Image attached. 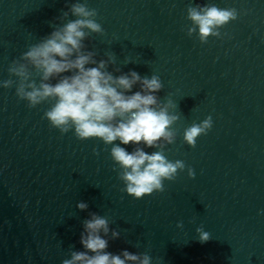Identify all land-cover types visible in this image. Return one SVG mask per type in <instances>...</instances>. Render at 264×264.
<instances>
[{
	"label": "water",
	"instance_id": "water-1",
	"mask_svg": "<svg viewBox=\"0 0 264 264\" xmlns=\"http://www.w3.org/2000/svg\"><path fill=\"white\" fill-rule=\"evenodd\" d=\"M87 4L106 33L85 41L96 58L112 51L117 63L109 71L158 75L157 95L171 93L180 118L165 155L183 160L195 178L186 167L164 181L163 192L133 199L122 190L111 145L78 140L72 131L62 135L42 119L48 103L29 108L14 88H0V264H61L70 247L83 250L82 222L90 212L107 216L121 233L109 240L113 254L147 252L153 264H264V0ZM196 4L239 15L219 29L220 38L201 44L195 33L186 34V9ZM66 10V0H0V80ZM125 58L131 63L124 65ZM208 115L212 129L195 147L185 144L184 129ZM81 201L88 204L84 211L76 208ZM197 226L211 234L207 242L199 241Z\"/></svg>",
	"mask_w": 264,
	"mask_h": 264
},
{
	"label": "clouds",
	"instance_id": "clouds-1",
	"mask_svg": "<svg viewBox=\"0 0 264 264\" xmlns=\"http://www.w3.org/2000/svg\"><path fill=\"white\" fill-rule=\"evenodd\" d=\"M66 7L50 24L53 30L48 35L10 62L9 78L0 80V88H14L17 99L29 108L48 103L42 119L62 135L72 131L78 140L95 138L111 145L110 157L119 168L122 190L133 199L163 192L164 181H174L186 167L188 177L195 178L194 170L183 160H169L165 155L166 145L176 140L173 126L180 117L174 111L177 105L171 93L163 100L157 95L163 89L160 77H141L132 70L123 73L119 67L109 71V66L117 63L115 53L106 51L105 58L98 60L99 53L85 43L93 34H106L97 21V9L90 8L87 0H66ZM186 13L190 22L186 34L191 37L195 33L201 44L209 37L220 38L219 29L239 15L235 8L215 4L188 6ZM128 63L131 61L125 58L123 64ZM136 86L139 90L133 92ZM212 127L211 115L192 123L183 131V142L195 147L197 138L207 135ZM129 144L134 146L131 152L120 146ZM144 148L155 151L148 153ZM93 154L99 153L93 149ZM76 208L84 211L88 204L77 202ZM82 227L79 243L83 250L70 247V258L62 259L61 264H153L147 252L107 251L109 240L121 236L110 228L107 216L90 212ZM176 227L183 228V222H177ZM195 232L201 243L211 238L202 226Z\"/></svg>",
	"mask_w": 264,
	"mask_h": 264
}]
</instances>
